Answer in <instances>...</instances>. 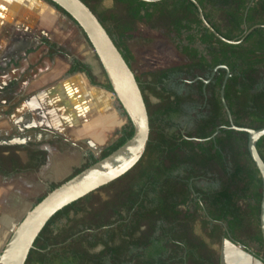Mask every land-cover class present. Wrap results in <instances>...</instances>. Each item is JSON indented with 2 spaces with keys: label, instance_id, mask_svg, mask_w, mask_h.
<instances>
[{
  "label": "trees",
  "instance_id": "obj_1",
  "mask_svg": "<svg viewBox=\"0 0 264 264\" xmlns=\"http://www.w3.org/2000/svg\"><path fill=\"white\" fill-rule=\"evenodd\" d=\"M46 1L72 19L58 4ZM81 1L130 68L132 54L126 41L139 24L184 39L177 47L185 61L143 76L134 73L149 124L142 155L120 176L53 213L23 264H219L218 250L209 240L220 243L223 236L243 248L255 241L264 255L259 227L262 182L247 149V133L229 127L221 102L226 69L218 67L204 84L214 66H226L223 96L233 123L253 129L264 126V0H195L211 27L234 42L203 25L191 0H111L103 9H98L102 0ZM67 72H83L91 84L111 90L103 70L104 81L99 83L91 67L79 59H72ZM187 105L197 112L191 127L182 129L176 119L186 113ZM131 134L127 119L112 143L96 156L87 154L63 179L50 181L32 205ZM256 148L264 162V135ZM16 149L0 145L1 176L38 173L44 166L45 151L38 150L23 162Z\"/></svg>",
  "mask_w": 264,
  "mask_h": 264
},
{
  "label": "crops",
  "instance_id": "obj_2",
  "mask_svg": "<svg viewBox=\"0 0 264 264\" xmlns=\"http://www.w3.org/2000/svg\"><path fill=\"white\" fill-rule=\"evenodd\" d=\"M74 26L77 41L67 37ZM73 58L103 81L92 47L67 15L46 0H0V145H16L23 162L45 151L44 166L28 173L49 182L96 156L127 121L109 90L67 72Z\"/></svg>",
  "mask_w": 264,
  "mask_h": 264
},
{
  "label": "water",
  "instance_id": "obj_3",
  "mask_svg": "<svg viewBox=\"0 0 264 264\" xmlns=\"http://www.w3.org/2000/svg\"><path fill=\"white\" fill-rule=\"evenodd\" d=\"M63 8L84 32L97 60L110 84L111 96L119 104V109L132 126V134L121 145L106 156L80 170L75 175L48 191L37 203L31 205L10 230L8 237L0 249V264H23L29 249L39 231L48 218L64 205L70 203L108 183L132 167L142 155L148 141V116L145 103L135 79L134 72L122 57L110 36L93 12L81 0H52ZM146 2L156 0H143ZM197 8L203 23L217 37L219 35L205 20L201 8L195 0H191ZM250 30V29H249ZM234 42L233 40H226ZM218 67L226 69L220 87V98L226 111L229 127L247 133V149L257 168L261 182V198L259 204V227L264 243V162L256 148L257 140L264 135V126L253 129L236 126L225 103L223 89L229 70L219 64L213 67L204 84L210 80ZM83 76H86L81 72ZM216 131L211 135L214 136ZM229 236H223L219 247V264H264V258L243 246H238Z\"/></svg>",
  "mask_w": 264,
  "mask_h": 264
},
{
  "label": "rangeland",
  "instance_id": "obj_4",
  "mask_svg": "<svg viewBox=\"0 0 264 264\" xmlns=\"http://www.w3.org/2000/svg\"><path fill=\"white\" fill-rule=\"evenodd\" d=\"M110 4L111 0H102L98 9L106 8ZM73 28L67 34V37L77 41V27L74 26ZM80 40L85 42L83 39ZM179 41L185 42L184 39L177 38L173 32H167L163 28H149L139 24L136 34L126 41L132 54L130 64L133 72L143 76L149 71L185 61V57L177 47ZM197 47L202 50L201 44H197ZM75 49L74 47L72 50L75 51ZM100 69L104 81L101 66ZM149 98L151 101L156 100L152 95H149ZM185 111L186 113L178 117L176 122L180 128L189 129L192 125V116L197 112V109L193 105H187ZM49 180V177L45 174L40 176L28 172L14 174L9 177L0 175V231L4 233V236L0 239V249L10 230L33 204L35 198L46 191ZM200 184L208 185V183L202 181ZM194 227L197 228L198 224H195ZM210 242L211 246L217 249L219 253L220 243L214 239H210ZM248 249L264 258L262 249L255 241L248 242Z\"/></svg>",
  "mask_w": 264,
  "mask_h": 264
},
{
  "label": "bare ground",
  "instance_id": "obj_5",
  "mask_svg": "<svg viewBox=\"0 0 264 264\" xmlns=\"http://www.w3.org/2000/svg\"><path fill=\"white\" fill-rule=\"evenodd\" d=\"M4 236V233L0 231V239Z\"/></svg>",
  "mask_w": 264,
  "mask_h": 264
},
{
  "label": "flooded vegetation",
  "instance_id": "obj_6",
  "mask_svg": "<svg viewBox=\"0 0 264 264\" xmlns=\"http://www.w3.org/2000/svg\"><path fill=\"white\" fill-rule=\"evenodd\" d=\"M178 91L180 92V91H182V87H181V85L179 86V89H178Z\"/></svg>",
  "mask_w": 264,
  "mask_h": 264
},
{
  "label": "built area",
  "instance_id": "obj_7",
  "mask_svg": "<svg viewBox=\"0 0 264 264\" xmlns=\"http://www.w3.org/2000/svg\"><path fill=\"white\" fill-rule=\"evenodd\" d=\"M238 246H241L240 244Z\"/></svg>",
  "mask_w": 264,
  "mask_h": 264
}]
</instances>
